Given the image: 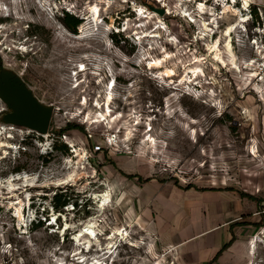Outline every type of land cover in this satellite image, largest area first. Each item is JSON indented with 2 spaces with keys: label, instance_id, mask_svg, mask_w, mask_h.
<instances>
[{
  "label": "rangeland",
  "instance_id": "obj_1",
  "mask_svg": "<svg viewBox=\"0 0 264 264\" xmlns=\"http://www.w3.org/2000/svg\"><path fill=\"white\" fill-rule=\"evenodd\" d=\"M0 68L55 108L41 137L2 123L0 100V235L26 264H264L259 0H0ZM91 219L87 251L72 239ZM218 228L235 240L211 262Z\"/></svg>",
  "mask_w": 264,
  "mask_h": 264
},
{
  "label": "water",
  "instance_id": "obj_2",
  "mask_svg": "<svg viewBox=\"0 0 264 264\" xmlns=\"http://www.w3.org/2000/svg\"><path fill=\"white\" fill-rule=\"evenodd\" d=\"M164 15L163 9H153ZM0 100L9 112L4 114L1 122L5 125L25 128L39 136L46 135L53 106L41 104L15 73L0 68Z\"/></svg>",
  "mask_w": 264,
  "mask_h": 264
},
{
  "label": "bare ground",
  "instance_id": "obj_3",
  "mask_svg": "<svg viewBox=\"0 0 264 264\" xmlns=\"http://www.w3.org/2000/svg\"><path fill=\"white\" fill-rule=\"evenodd\" d=\"M244 6H247V2L246 1H244ZM199 8H198V13L200 14V15H203V14H206V11H205V8H204V5H202V4H199V6H198ZM164 10V9H163ZM92 11H93V16H94V18H96L97 17V15H98V10H97V7L95 6V7H93L92 8ZM154 12H155V10H154ZM156 13V12H155ZM143 12L141 11L138 15L139 16H143ZM158 14V13H157ZM164 14H166V15H169L170 14V11L167 9V11L166 12H164ZM154 15V14H153ZM159 15V14H158ZM211 16H213L212 15V13L210 14ZM163 16V15H162ZM161 15H159L158 17H157V20H158V22L159 23H162L161 22V17H162ZM245 20L246 19H242L240 22L241 23H244L245 22ZM190 22H192V21H190ZM212 23H214V21H212ZM206 25L204 24V26L203 27H205ZM206 28V27H205ZM234 25L233 26H231V27H229V28H227L226 29V32H225V36L227 37V38H230V35H231V33L234 31ZM159 29L161 30L162 29V27H159ZM214 29V27L212 28V30ZM212 30H210V32H212ZM206 31H209V29H207ZM203 36H205V34H203ZM146 37V36H145ZM151 38H158V36H150ZM230 39L228 40V42H227V44H226V50H227V52L230 54L231 53V45H230ZM216 44L217 43H215L213 46H211L210 48H209V50H212L213 49V51H214V59H217V60H219V62H221L222 64H224V60H222V58L219 56V54H218V51H217V49H216ZM231 55V54H230ZM229 56V55H228ZM144 58V57H143ZM167 58H169V56L168 55H166L165 57H163V60H155V61H153L151 64H150V68H159V67H162V63L165 61V59H167ZM197 68H195V69H193L191 72H192V74H193V76H194V78H196L198 75V73H199V71L198 70H196ZM85 70V67H82V69H80L79 71H84ZM190 72V73H191ZM164 75H165V77H170V76H172V75H174V71L173 70H170V69H166L165 71H164ZM180 83L181 84H185V83H190V80L189 79H187V80H185V76L184 77H182V79L180 80ZM110 101V97H108L107 98V102H109ZM84 103H85V100H84ZM109 113H110V111H109V109H106V112H105V114L103 115L105 118H103L102 120L103 121H105L106 119H107V117H109L110 115H109ZM103 116H101V118L103 117ZM98 121H96V123H97ZM43 136H45V135H43ZM43 136H41V137H43ZM0 146H4V145H0ZM8 148H10V147H8ZM107 201L105 200V201H103L101 204H99V210H103L106 206H107ZM19 208H18V210H16L17 211V218L19 219V221H21V214H20V212H19ZM99 221L98 220H93V219H91V220H89V222L86 224V225H84L83 226V228L80 230V232L77 234V235H75L74 237H73V239H72V241L76 244V246H83V248L85 249H87V251L90 249V247L92 246V244L93 243H96V234H95V228H97V227H99V225L97 224ZM64 230H66V228L64 229ZM125 230L124 229H122V230H118L117 231V233H116V235H119V236H121V239L123 238L125 241L127 240V237L128 236H126L127 234L124 232ZM25 233V232H24ZM124 236H126L125 238H124ZM109 240H111L112 238H108ZM122 239V240H123ZM81 241H83V242H81ZM123 242V241H122ZM132 247H134V245H131ZM113 248V246H108V250H110V249H112ZM83 249V250H84ZM99 250V249H98ZM253 251H254V241L252 240V241H250V243L248 244V252H249V254L250 255H252L253 254ZM86 252V251H85ZM110 253V251H108L107 253H105V254H109ZM78 255V254H77ZM82 258H84V257H82ZM79 259V258H78ZM80 262H85V259H81V257H80ZM94 264H102V263H99V262H94Z\"/></svg>",
  "mask_w": 264,
  "mask_h": 264
},
{
  "label": "built area",
  "instance_id": "obj_4",
  "mask_svg": "<svg viewBox=\"0 0 264 264\" xmlns=\"http://www.w3.org/2000/svg\"><path fill=\"white\" fill-rule=\"evenodd\" d=\"M259 2L260 5L264 7V0H259ZM249 6L250 5H248V8ZM249 16L251 17V15ZM32 223H30L31 228L33 225ZM4 235L5 234L0 235V264H26L24 258L19 254V250L16 245L8 242L7 240L5 241ZM14 236H16L17 239L22 238L21 234H15Z\"/></svg>",
  "mask_w": 264,
  "mask_h": 264
},
{
  "label": "trees",
  "instance_id": "obj_5",
  "mask_svg": "<svg viewBox=\"0 0 264 264\" xmlns=\"http://www.w3.org/2000/svg\"><path fill=\"white\" fill-rule=\"evenodd\" d=\"M62 23L64 25V27L71 33H74L76 34V29L79 27V25L82 23V20L81 19H78L77 17L69 14V13H64L63 14V20H62ZM72 126L71 125H68L67 129L71 128ZM74 128H76L75 126H73ZM259 202V201H257ZM39 224V223H38ZM37 224V225H38ZM36 224L34 226H37ZM33 226V227H34ZM235 238L234 236L232 235L231 239L225 243L222 248L215 254V256L213 257L212 261L211 262H214L216 261L220 256L221 254L227 249L229 248L233 242H234ZM206 264H210L209 263H206Z\"/></svg>",
  "mask_w": 264,
  "mask_h": 264
},
{
  "label": "crops",
  "instance_id": "obj_6",
  "mask_svg": "<svg viewBox=\"0 0 264 264\" xmlns=\"http://www.w3.org/2000/svg\"><path fill=\"white\" fill-rule=\"evenodd\" d=\"M218 230H219V233L217 235L215 234L213 236H207L205 238V241L203 242L204 244L206 243L207 245L209 243H211L212 246H214V247H212L213 248L212 253H210V255H209L210 257L214 256V254L218 251V249L221 247V245L223 243L228 242L231 239V236H230V234L228 232H223L222 228H218ZM215 231L216 230H208L205 233H206V235H209V234H211L212 232H215ZM205 233L198 234L194 238L190 239V241L197 240L196 242H199L201 244L202 241H200V240H201V238H203L205 236L204 235ZM223 239H224V241H222Z\"/></svg>",
  "mask_w": 264,
  "mask_h": 264
}]
</instances>
